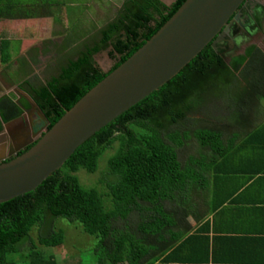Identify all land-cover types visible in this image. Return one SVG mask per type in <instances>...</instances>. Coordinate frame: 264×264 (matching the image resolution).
<instances>
[{
	"label": "trees",
	"instance_id": "trees-1",
	"mask_svg": "<svg viewBox=\"0 0 264 264\" xmlns=\"http://www.w3.org/2000/svg\"><path fill=\"white\" fill-rule=\"evenodd\" d=\"M185 1L168 5L163 0H125L115 17L81 43L74 55L60 64L56 74L44 81L37 76L27 78L19 87L42 109L51 128L141 48ZM54 3L55 0H0V21H32L46 16V10L51 13ZM10 45V40L0 39L4 69L11 66ZM108 49L115 64L104 72L96 56ZM263 60L264 52L255 44L232 56L230 63L208 44L175 77L86 140L35 190L0 203V264H18L14 255L28 264H59L55 255L46 258L38 249L31 231L37 230L40 245L57 252L66 241L65 231L57 227L60 218L71 224L79 222L82 231L97 239L98 264L160 261L150 247L152 234L169 231V224H174L173 218L179 217L182 209L198 215L196 203L193 207L185 203V195L193 192L198 198L200 184L209 188L217 160L226 151L225 135L232 129V134H240L250 99L256 90L260 91L254 82L257 73L264 72ZM15 99L13 94L0 97V133L5 123L23 112ZM19 102L30 106L25 98ZM198 121L211 122L212 126L191 131L200 154L190 155L183 162L179 150L190 139L188 127ZM111 148L115 151L108 158L107 167L114 180L107 184L108 192L84 186L77 173H95L100 158ZM108 201L111 208L106 207ZM216 206H212V211ZM200 235L190 234L177 248L203 238L208 251V239ZM25 246L28 250L24 253ZM161 261L168 264L169 259Z\"/></svg>",
	"mask_w": 264,
	"mask_h": 264
},
{
	"label": "water",
	"instance_id": "water-1",
	"mask_svg": "<svg viewBox=\"0 0 264 264\" xmlns=\"http://www.w3.org/2000/svg\"><path fill=\"white\" fill-rule=\"evenodd\" d=\"M163 1L170 5L176 0ZM251 1L186 0L141 48L51 128L38 104L18 88L37 109L41 123L29 116L27 126L22 115L4 124L0 133V203L35 190L86 140L175 77L208 44L227 63L232 56L244 53L246 47L239 48L261 24L262 12L250 7ZM256 2L264 9V0ZM261 29L264 32V24ZM111 68L102 69L109 72ZM16 102L25 115L26 109ZM19 122L24 124L18 126ZM29 145L32 147L27 151L6 161Z\"/></svg>",
	"mask_w": 264,
	"mask_h": 264
},
{
	"label": "crops",
	"instance_id": "crops-1",
	"mask_svg": "<svg viewBox=\"0 0 264 264\" xmlns=\"http://www.w3.org/2000/svg\"><path fill=\"white\" fill-rule=\"evenodd\" d=\"M55 1L51 13L50 10H46V16L32 21L1 20L0 31L3 28L14 29L21 25L19 23L24 22L26 30L22 33L20 43L21 46L26 45L39 36L41 25L47 19L56 20L57 12L65 3L64 0ZM38 11H41V8ZM56 21L61 20L58 17ZM2 38L10 40L12 58L11 66L7 69H4L0 61V76L4 75L8 81L12 77L10 82L14 86L15 78L8 76L7 73H12L16 51L12 55L11 48L16 39L7 35L2 37L0 34V39ZM252 44L264 52V47L260 43L254 41ZM26 63L29 65L27 60ZM22 81L18 84L20 85ZM254 83L260 91L256 90L250 99L245 121L239 127L240 134H232L235 132L232 129L230 134L225 135L226 151L217 160V171L208 183L209 188L204 189L200 184L199 197L195 195L197 206L194 208L198 215L195 217L191 212L182 209L177 218L169 215L174 220L173 225L169 224L171 226L168 227L169 231L164 235L152 234L150 247L156 258L160 259L155 264H167L161 261L165 257L169 259L168 264H264V72L257 73ZM2 91L3 88L0 90V97L6 95ZM213 205L218 206L212 211ZM206 222L209 223L208 226L205 225ZM182 231L189 233L181 234ZM193 233H201V237L208 239L210 247L208 251L207 241L203 238H195L184 247L177 248L182 240ZM57 262L59 263L58 260Z\"/></svg>",
	"mask_w": 264,
	"mask_h": 264
},
{
	"label": "rangeland",
	"instance_id": "rangeland-1",
	"mask_svg": "<svg viewBox=\"0 0 264 264\" xmlns=\"http://www.w3.org/2000/svg\"><path fill=\"white\" fill-rule=\"evenodd\" d=\"M124 1L125 0H64L65 4H63L56 14V20H58L59 17L61 21L57 22L54 18L47 19L46 22L41 25L39 36H36L35 39L23 46H21L20 42L23 37L22 33L26 30L24 22L19 23L21 24L20 26L18 25V27L12 28L13 32H11L12 29L6 30V28H3L0 31L2 37L7 35L17 40L13 41V46L11 48V52L13 51L12 55H14L16 51L12 73H7L8 76H13L16 82L14 86H12V82H10L12 81V77H10V81H8L5 76L2 75L0 76V90L3 88L6 94H13L16 100H20L22 96L25 97L22 92L18 90V83L20 81L34 76L44 81L50 78L51 75L56 74L59 71L60 64L73 56L76 52V48L81 43L97 34L105 23L115 17ZM166 1L170 2L172 0ZM257 42H260V40H257ZM260 44L264 47V41ZM26 60L29 62V65L26 63ZM96 60L98 65L107 71L114 63L109 49L99 53L96 56ZM30 63L32 65H30ZM202 126L211 127L212 123L198 121L188 127L190 139H188L187 145L179 150L181 161L185 162L190 155L200 154L199 144L191 135V131L196 127ZM114 151V148L106 151L100 158L99 168L95 173L91 174L84 170L77 173L84 186L96 187L102 193L108 192L107 184L114 179L109 174L107 160ZM185 199V203L190 204L192 207L196 203L195 194L193 192H188L185 195ZM106 207L111 208L110 201H108V204L106 203ZM56 223L57 227L63 229L66 234V241L57 252L51 247L40 245L37 241V230L34 228L31 231L33 243L38 246V249L46 258L53 254L60 264L77 263V261H80L81 264H98L95 251L97 239L94 236L82 231V226L79 222L71 224L68 220L60 218ZM27 250L28 246H25L22 251L25 253ZM12 258L17 261L18 264H28L27 261H22L19 255H14Z\"/></svg>",
	"mask_w": 264,
	"mask_h": 264
},
{
	"label": "flooded vegetation",
	"instance_id": "flooded-vegetation-1",
	"mask_svg": "<svg viewBox=\"0 0 264 264\" xmlns=\"http://www.w3.org/2000/svg\"><path fill=\"white\" fill-rule=\"evenodd\" d=\"M260 2H262V0H260ZM251 5V6H250ZM249 6L251 7V8H254V9H259L261 12H262V15H260V18H259V20H260V25H259V27H257V29H256V31H255V33H253L252 34V37L250 38V40H247L248 42H244L242 45H241V48H239V51H241L242 49H243V47H248V46H250V45H252V43L254 42V41H256L257 42V40H260V42H258V43H261L262 41H264V32L262 31L263 29H261V27L263 26V24H264V9L262 8V6H258V3L256 2V0H252L250 3H249ZM261 7V8H260ZM251 12H253L252 10H251ZM243 20V22H247V19L246 18H243L242 19ZM237 51V50H236ZM232 55V54H231ZM115 64V61H114V63L112 64V67H113V65ZM4 90V89H3ZM2 93H5V91H2ZM1 93V94H2ZM22 98H25V97H21L20 99H22ZM26 99V98H25ZM16 100V99H15ZM28 100V99H27ZM18 101H20V100H18ZM20 103V102H19ZM28 103H29V107L28 108H26V107H24L25 109H26V114L24 115L23 113H22V115H23V122H25V124L28 126L29 124H30V121H31V116H32V119H34V120H37L38 122H40L41 123V121H40V118H39V115H38V113H37V109H35V108H33V106L31 105V103L29 102V100H28ZM28 112L29 113H31L30 115L28 114ZM22 115H20V116H22ZM19 116V117H20ZM29 116H30V118H29ZM16 119V118H15ZM23 122H19L18 123V126L19 125H22V124H24ZM39 123V124H40ZM32 145H29V146H27L25 149H23V150H21L20 152H18L17 154H15V155H13V156H11V157H9L6 161H10L11 159H13V158H15L16 156H18V155H20V153H23V152H25V151H27L28 150V148H30Z\"/></svg>",
	"mask_w": 264,
	"mask_h": 264
}]
</instances>
